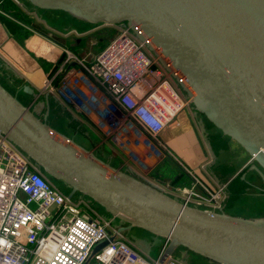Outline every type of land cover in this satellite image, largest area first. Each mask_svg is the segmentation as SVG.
I'll list each match as a JSON object with an SVG mask.
<instances>
[{
	"label": "water",
	"instance_id": "obj_1",
	"mask_svg": "<svg viewBox=\"0 0 264 264\" xmlns=\"http://www.w3.org/2000/svg\"><path fill=\"white\" fill-rule=\"evenodd\" d=\"M24 1L91 25L127 26L148 42L172 78L179 84L177 73L185 79L189 88L181 87L193 111L249 156L239 178L249 165L264 183V0ZM23 91L30 104L0 83V132L45 177L69 189V197L88 198L121 233L139 229L168 240L160 261L181 248L212 264H264V216L245 218L176 201L54 129L47 96L43 103L30 86Z\"/></svg>",
	"mask_w": 264,
	"mask_h": 264
},
{
	"label": "built area",
	"instance_id": "obj_2",
	"mask_svg": "<svg viewBox=\"0 0 264 264\" xmlns=\"http://www.w3.org/2000/svg\"><path fill=\"white\" fill-rule=\"evenodd\" d=\"M5 1L0 0L2 14ZM104 26L117 33L94 56L79 58L56 44L62 58L39 95L54 99L79 124L95 127L124 157L122 168L138 178L184 205L211 212L225 208L226 183L210 186L185 167L188 186L171 191L148 177L169 153L159 135L189 107L181 85L189 86L178 73L181 84L172 78L148 42L127 26ZM80 44L76 39L72 49ZM167 244L162 240L158 255L149 257L119 232L114 219L101 214L88 198L69 197L0 132V264H184L172 256L160 261Z\"/></svg>",
	"mask_w": 264,
	"mask_h": 264
},
{
	"label": "crops",
	"instance_id": "obj_3",
	"mask_svg": "<svg viewBox=\"0 0 264 264\" xmlns=\"http://www.w3.org/2000/svg\"><path fill=\"white\" fill-rule=\"evenodd\" d=\"M15 6L21 13L26 14L27 5ZM47 12L58 15V11ZM51 32L38 28L32 23L27 26L10 14L0 13V69L5 70L6 77L9 75L13 77V80L8 82L20 99L27 101V104H30L32 99L30 94L24 93L23 87L30 86L34 92H41L44 80L54 71L62 58V51L58 45H65L72 51L75 39L71 35L72 32L64 34ZM41 97L42 95L39 99ZM201 117L184 109L168 127L161 131L159 138L170 153H167L162 161L169 158L181 168L183 174L185 167L196 178L210 186H215L216 183H226L229 186L230 182L241 174L243 166H233L229 161L225 162L230 143L222 135L216 134L212 130L213 127L209 128ZM50 125L54 124L50 123ZM218 159L221 160L219 164ZM172 183L188 185L189 178L186 182L182 174H177ZM161 243L162 239L159 246ZM159 249L160 247L158 252ZM192 257L205 260L197 255Z\"/></svg>",
	"mask_w": 264,
	"mask_h": 264
},
{
	"label": "rangeland",
	"instance_id": "obj_4",
	"mask_svg": "<svg viewBox=\"0 0 264 264\" xmlns=\"http://www.w3.org/2000/svg\"><path fill=\"white\" fill-rule=\"evenodd\" d=\"M18 1L20 5H27L28 10L26 9V14L22 13V15L24 16L25 20H28L36 27L45 31H57L63 34L66 32H72L71 35L75 37L73 40L74 43L76 42V39H81V44L72 49L74 54L79 58L85 55L90 57L99 53L100 50L107 45L108 40L114 37L117 33V30L114 27H106L100 24L91 25L84 21L81 22L73 19L64 12L58 13V15L48 14L46 11L43 12L42 10L34 9L32 5H30L28 2L26 3L24 0ZM44 97L45 96L42 95V97L39 99L43 103L45 102ZM48 101V122L49 124H54L53 126L55 127L51 125L54 129L65 136H68L87 151L93 152L101 161L108 163L111 167L121 170L125 169L122 168V163L124 164L125 160L124 157L120 154L118 155L116 151L112 150V146L106 142L104 135L99 133L95 127H93L89 122L84 125H79V122L75 120L72 114L67 112V110H65L61 105L59 106L61 109L60 115L62 118L57 116V112L53 111V108L50 107L51 99ZM187 110H190L191 113H194V115H198L193 111L191 103ZM41 113L43 114L44 110H42ZM198 117L201 116L198 115ZM202 120L204 121L203 118ZM75 122L78 123V126H76ZM204 123L206 122L204 121ZM212 130L215 131L216 134H220L218 130L214 128ZM226 140H228V143H230V149L229 152H226L227 158L225 159V162L229 161L233 166L244 167L248 162L249 156L233 141L230 139ZM232 160L233 162H231ZM217 163H221V160L218 159ZM248 167L243 170L244 178L242 180L240 179L245 183L247 182L246 187L241 191L238 198L231 199L232 206L228 209L225 207V211L230 215L232 214L234 216H242L245 218L264 216V195H259L258 190L248 183L255 172L253 169L249 170ZM156 168L157 169L153 170L151 173H148V177L159 182L168 190L178 185L172 183L177 174H182V178L188 182L187 175L183 174L181 168L169 158H165L163 161L161 160ZM180 186L188 185L180 184ZM64 191H66L65 193L68 194L69 189L65 188ZM124 235L128 240L133 241L141 251H147L149 257L155 258L158 255L160 241H156L146 232L139 229H131L130 231L125 232ZM172 257L175 259L184 260L185 262L182 261L184 264H212L206 260H198L197 258L194 259L192 254H185L181 248H178ZM92 263L93 262L90 264Z\"/></svg>",
	"mask_w": 264,
	"mask_h": 264
},
{
	"label": "trees",
	"instance_id": "obj_5",
	"mask_svg": "<svg viewBox=\"0 0 264 264\" xmlns=\"http://www.w3.org/2000/svg\"><path fill=\"white\" fill-rule=\"evenodd\" d=\"M2 10H4V12L6 14H10L11 16H13L14 18L18 19L20 22H22L23 24L25 25H29L31 24L28 20H25L24 16L22 15V13L19 11V9H17V7L14 5L13 2L11 1H5V3H3L2 5ZM47 12V10H45ZM43 11V12H45ZM60 13V12H58ZM7 76V73H5V70L3 68L0 69V83L10 92V93H16L15 90L12 88V86L10 85V83L8 82L9 80H13L10 75L8 77ZM18 99L21 100L23 103L27 104V101H24L22 99H20L19 95H17ZM50 107H52L53 111H56L57 112V116L61 117L60 115V106L59 104L52 100L50 101ZM203 117V116H202ZM62 118V117H61ZM204 118V117H203ZM205 120V118H204ZM207 126L209 128L213 127L212 125H210L206 120H205ZM76 123V122H75ZM78 123H76V126ZM74 127V126H73ZM214 128V127H213ZM219 132V131H218ZM220 133V132H219ZM220 136H221V133H220ZM226 138V137H224ZM228 139V138H226ZM240 176V175H239ZM239 176H237L236 178H234L231 182H230V185L228 186L229 187V199L227 200V204H226V208H230L232 206V203H231V199H236L238 198L239 194L241 193V191L246 187V183L244 181H241ZM59 189H62L64 191V187L62 185H60V183H55ZM232 188V189H231ZM231 189V190H230ZM66 192V191H64ZM94 206H96L95 204H93ZM99 210V212L101 214H103L104 216H108L106 213L103 212V210L101 208H99L98 206H96ZM152 237V236H151ZM153 238V237H152ZM154 239V238H153ZM156 241H160L158 239H155Z\"/></svg>",
	"mask_w": 264,
	"mask_h": 264
},
{
	"label": "flooded vegetation",
	"instance_id": "obj_6",
	"mask_svg": "<svg viewBox=\"0 0 264 264\" xmlns=\"http://www.w3.org/2000/svg\"><path fill=\"white\" fill-rule=\"evenodd\" d=\"M198 115H200V114H198ZM248 183L251 184L253 187H255L258 190L259 195H264V183L262 182V180L258 174H256L254 172L253 177L250 179V181ZM260 191H262V192H260Z\"/></svg>",
	"mask_w": 264,
	"mask_h": 264
}]
</instances>
